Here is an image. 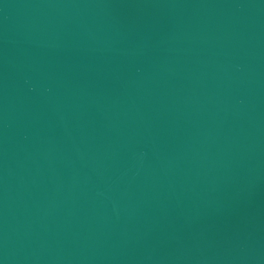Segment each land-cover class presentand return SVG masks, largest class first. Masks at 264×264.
<instances>
[{"label":"water","instance_id":"1","mask_svg":"<svg viewBox=\"0 0 264 264\" xmlns=\"http://www.w3.org/2000/svg\"><path fill=\"white\" fill-rule=\"evenodd\" d=\"M0 264H264V0H0Z\"/></svg>","mask_w":264,"mask_h":264}]
</instances>
